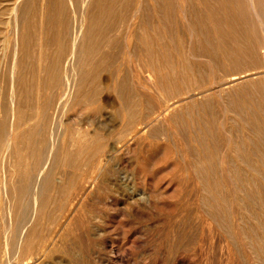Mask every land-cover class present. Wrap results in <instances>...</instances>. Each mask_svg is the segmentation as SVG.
I'll list each match as a JSON object with an SVG mask.
<instances>
[{"label":"rangeland","instance_id":"1","mask_svg":"<svg viewBox=\"0 0 264 264\" xmlns=\"http://www.w3.org/2000/svg\"><path fill=\"white\" fill-rule=\"evenodd\" d=\"M263 28L264 0H0V264H264Z\"/></svg>","mask_w":264,"mask_h":264},{"label":"bare ground","instance_id":"2","mask_svg":"<svg viewBox=\"0 0 264 264\" xmlns=\"http://www.w3.org/2000/svg\"><path fill=\"white\" fill-rule=\"evenodd\" d=\"M87 3H88V2H87ZM17 4H18V3H17ZM251 9H252V8H251ZM15 13H16V12H15ZM183 15H184V14H183ZM258 16H259V15H258ZM258 16H257V17H258ZM255 17H256V16H255ZM80 18H81V16H80ZM256 19H257V18H256ZM74 22H75V21H74ZM79 23H80V22H79ZM261 23H262V22H261ZM80 24H81V23H80ZM81 27H82V26H81ZM263 29H264V28H263ZM14 30H15V29H14ZM81 30H83V29L81 28ZM261 30H262V29H261ZM78 33H79V32H78ZM191 34H192V32H191ZM44 38H45V37H44ZM54 40H55V39H54ZM76 40H77V39H76ZM74 42H75V40H74ZM77 42H78V41H77ZM71 45H72V43H71ZM75 45H76V44H75ZM41 46H42V45H41ZM261 47H262V46H261ZM41 48H42V47H41ZM74 48H75V47H74ZM76 49H77V48H76ZM13 51H14V50H13ZM72 53H74L73 50H72ZM72 53H71V54H72ZM41 54H42V53H41ZM58 55H59V54H58ZM73 56H74V54H73ZM75 56H76V55H75ZM13 58H14V57H13ZM42 58H45V57H42ZM82 59H83V58H82ZM40 60H41V59H40ZM71 61H72V60H71ZM71 61H70V62H71ZM12 64L14 65V63H12ZM16 64H17V63H16ZM70 64H71V63H70ZM15 66H16V65H15ZM71 69H72V68H71ZM11 70H12V69H11ZM71 71H73V70H71ZM151 71H152V70H151ZM12 72L14 73L13 70H12ZM42 72H43V71H42ZM152 72H153V71H152ZM229 79H230V78H229ZM234 79H235V78H231V80H234ZM235 80H236V79H235ZM12 81H14L13 78H12ZM72 81H73V80H72ZM228 81H229V80H228ZM13 84H14V83H13ZM225 84H226V83H225ZM10 87H11V86H10ZM11 90L13 91L12 88H11ZM13 92H14V91H13ZM218 93H219V92H218ZM10 94H11V93H10ZM219 95H220V94H219ZM12 96H13V95H12ZM18 97H19V96H18ZM70 97H71V96H70ZM13 102H14V101H13ZM13 102H11V103H13ZM107 102L109 103V101H107ZM113 106H114V105H113ZM11 108H12V107H11ZM166 109H167V108H166ZM11 111H13V110H11ZM37 111H38V110H36V113H37ZM160 112H161V111H160ZM165 112H166V111H165ZM128 113H129V112H128ZM233 114H234V113H233ZM12 115H13V114H12ZM12 117H13V116H12ZM38 119H39V118H38ZM11 120H12V119H11ZM12 121H14V120H12ZM41 123H42V122H41ZM11 124H12V123H11ZM12 125H13V124H12ZM28 125H29V124H28ZM36 127H37V126H36ZM39 127H40V124H39ZM11 128H13V127L11 126ZM11 128H10V129H11ZM12 130H13V129H12ZM19 130H20V129H19ZM50 130H51V129H50ZM24 132H25V131H24ZM21 133H22V132H21ZM38 133H39V132H38ZM10 134H11V133H10ZM229 134H230V133H229ZM19 138H20V137H19ZM10 142H11V141H10ZM8 143H9V142H8ZM13 144H14V142H13ZM7 145H8V144H7ZM51 145H52V144H51ZM52 146H53V145H52ZM52 146H51V147H52ZM8 148H9V147H8ZM52 149H53V147H52ZM52 149H51V150H52ZM7 151H8V150H7ZM49 153H51V152H49ZM30 156H31V155H30ZM49 157H50V156H49ZM8 158H9V155H8ZM20 158H21V157H20ZM27 160H28V159H27ZM8 161H9V160H8ZM34 162H35V161H34ZM38 163H39V162H38ZM45 164H46V163H45ZM45 168H46V167H45ZM12 169H13V168H12ZM41 171H42V170H41ZM41 173H43V172H41ZM41 173H40V174H41ZM13 174H14V173H13ZM38 175H39V173H38ZM38 175H37V177H39ZM14 177H15V176H14ZM37 177H36V178H37ZM41 180H42L41 178H40V180L37 179L38 182L41 181ZM44 182H45V181H44ZM17 185H18V184H17ZM42 185H43V183H42ZM36 186H37V185H35V187H36ZM45 186H46V185H45ZM3 187H4V186H3ZM24 188H25V187H24ZM40 189H41V188H40ZM5 190H6V189H5ZM16 190H17V189H16ZM34 190H35V188H34ZM36 190H37V188H36ZM10 191H11V190H10ZM60 193H61V192H60ZM33 195H34V194H33ZM35 196H36V195H35ZM33 198H34V197H33ZM13 199H14V198H13ZM34 199H35V198H34ZM61 199H62V198H61ZM34 202H35V200H34ZM34 202H33V204H34V206H35V205H36V202H35V203H34ZM34 206H33V208H34ZM76 207H77V206H76ZM5 211H6V210H5ZM34 214H35V213L33 212V215H34ZM3 226H4V225H3ZM8 226H9V225H8ZM211 227H212V226H211ZM3 228H4V227H3ZM61 231H62V230H61ZM6 233H7V232H6ZM7 243H8V242H7ZM5 244H6V243H5ZM142 244H143V243H142ZM6 245H7V244H6ZM144 246H145V245H144ZM144 246H143V247H144ZM117 247H118V246H117ZM118 253H119V252H118ZM116 255H117V254H116ZM232 257H233V256H232ZM6 260H7V259H6ZM188 262H189V261H188ZM234 262H235V261H234ZM45 264H46V262H45ZM146 264H147V263H146ZM180 264H181V263H180ZM187 264H188V263H187Z\"/></svg>","mask_w":264,"mask_h":264}]
</instances>
